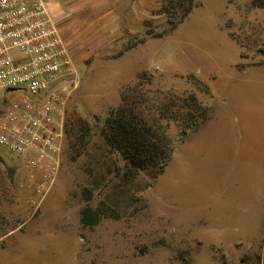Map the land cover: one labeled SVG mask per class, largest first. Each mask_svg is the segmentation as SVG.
Returning a JSON list of instances; mask_svg holds the SVG:
<instances>
[{
  "label": "rangeland",
  "instance_id": "obj_1",
  "mask_svg": "<svg viewBox=\"0 0 264 264\" xmlns=\"http://www.w3.org/2000/svg\"><path fill=\"white\" fill-rule=\"evenodd\" d=\"M166 1H135L144 19L121 15L102 38L61 33L78 73L61 164L39 203V173L0 145V264H264V0H195L173 29ZM139 79L208 108L183 140L167 126L176 145L155 178L126 177L100 134ZM15 98L0 89V115ZM86 205L101 208L95 224Z\"/></svg>",
  "mask_w": 264,
  "mask_h": 264
},
{
  "label": "built area",
  "instance_id": "obj_2",
  "mask_svg": "<svg viewBox=\"0 0 264 264\" xmlns=\"http://www.w3.org/2000/svg\"><path fill=\"white\" fill-rule=\"evenodd\" d=\"M77 81L48 1L0 0V89L17 95L1 111L0 145L21 157L32 177L39 173L33 185L39 203L59 171L67 101Z\"/></svg>",
  "mask_w": 264,
  "mask_h": 264
},
{
  "label": "trees",
  "instance_id": "obj_3",
  "mask_svg": "<svg viewBox=\"0 0 264 264\" xmlns=\"http://www.w3.org/2000/svg\"><path fill=\"white\" fill-rule=\"evenodd\" d=\"M195 0H167L163 12L169 18L170 29L175 28L192 11ZM207 107L193 92L166 94L143 87L139 79L134 85L122 88L120 102L109 109L100 130L105 145L120 155L126 177L140 172L155 178L167 165L176 141L168 134L173 122L180 129L183 140L189 131L197 129L207 116ZM86 201L92 197L89 188L83 189ZM101 208L86 205L81 210L83 224H95Z\"/></svg>",
  "mask_w": 264,
  "mask_h": 264
},
{
  "label": "crops",
  "instance_id": "obj_4",
  "mask_svg": "<svg viewBox=\"0 0 264 264\" xmlns=\"http://www.w3.org/2000/svg\"><path fill=\"white\" fill-rule=\"evenodd\" d=\"M133 1V0H132ZM131 0H49L51 15L56 17V23L59 24L60 32L74 38L75 31H79L86 37L102 38L106 31L111 28V22L121 19V15L130 16L133 13L140 19H144V14L133 11ZM120 7H128L120 9ZM143 11V10H142ZM73 17L67 19L68 15ZM67 15V16H66ZM70 17V16H69ZM97 28L94 30L93 25ZM74 32V33H73Z\"/></svg>",
  "mask_w": 264,
  "mask_h": 264
}]
</instances>
